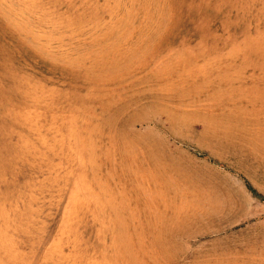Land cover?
<instances>
[{
  "label": "rangeland",
  "instance_id": "1",
  "mask_svg": "<svg viewBox=\"0 0 264 264\" xmlns=\"http://www.w3.org/2000/svg\"><path fill=\"white\" fill-rule=\"evenodd\" d=\"M0 264H264V0H0Z\"/></svg>",
  "mask_w": 264,
  "mask_h": 264
}]
</instances>
